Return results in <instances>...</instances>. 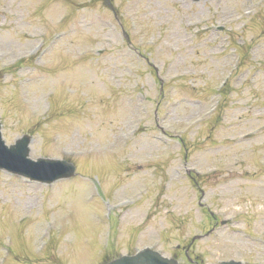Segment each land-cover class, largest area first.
I'll list each match as a JSON object with an SVG mask.
<instances>
[{
    "label": "rangeland",
    "instance_id": "obj_1",
    "mask_svg": "<svg viewBox=\"0 0 264 264\" xmlns=\"http://www.w3.org/2000/svg\"><path fill=\"white\" fill-rule=\"evenodd\" d=\"M248 1L114 0L129 47L100 0H0L2 134L11 142L30 130L32 157L65 156L77 168L51 187L0 170V245L10 249L5 264H30L28 258L32 264H96L143 245L175 253L184 263L183 247L173 245L185 246L209 222L184 174L179 136L186 166H223L198 180L202 202L209 201L219 219L236 207L249 210L220 226L218 237L195 240L189 254L216 264L217 255L264 253L262 244L235 231L264 226V168L255 163L264 158L257 154L264 151V130L251 135L264 126V0L258 6L253 0L257 11L245 20L240 10ZM218 24L227 29L218 31ZM242 41L247 50L239 48L244 55L237 59L233 46ZM45 44L33 61L2 68ZM232 66L228 93L215 110L222 97L213 88ZM242 161V170L233 167ZM96 182L99 195L90 191ZM240 186L243 194L248 190L243 199L236 193ZM109 199L115 211L95 224L105 213L101 201ZM25 213L32 216L19 220L18 228L12 219ZM50 217L57 224L44 256L31 243ZM110 227L105 248L102 233ZM7 233L14 247L7 246Z\"/></svg>",
    "mask_w": 264,
    "mask_h": 264
},
{
    "label": "water",
    "instance_id": "obj_2",
    "mask_svg": "<svg viewBox=\"0 0 264 264\" xmlns=\"http://www.w3.org/2000/svg\"><path fill=\"white\" fill-rule=\"evenodd\" d=\"M106 2L109 3V0H106ZM13 153L10 155V157L4 162L5 165L11 167V168H16L19 166V164L24 163L26 164V159L24 158V155L27 153L26 148L24 149H17V147L12 148ZM0 151H1V142H0ZM0 156H6L4 152L0 153ZM27 167H29L28 164H26ZM42 166H44L42 168ZM32 171H39V169L42 170H49V169H57V170H65L66 172L63 174H69L73 170V166L64 161V160H45L41 159L36 163H33L30 167ZM172 263L170 264H175L173 259H170ZM111 262L110 264H112ZM222 264H236V263H222Z\"/></svg>",
    "mask_w": 264,
    "mask_h": 264
}]
</instances>
